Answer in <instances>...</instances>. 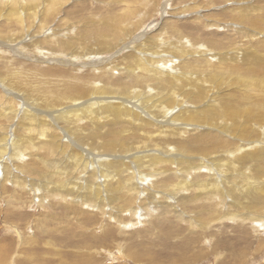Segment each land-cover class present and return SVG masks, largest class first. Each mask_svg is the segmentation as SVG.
I'll use <instances>...</instances> for the list:
<instances>
[{
	"label": "rangeland",
	"instance_id": "rangeland-1",
	"mask_svg": "<svg viewBox=\"0 0 264 264\" xmlns=\"http://www.w3.org/2000/svg\"><path fill=\"white\" fill-rule=\"evenodd\" d=\"M9 1L15 3L16 11L6 14V7L0 9V139L14 136L21 156L11 162L8 148L0 155V257L4 253L10 256L0 264H148V257L161 261L164 253L171 251L194 259L160 264H264V205L255 206L252 213L240 209L237 215L222 217L229 197L202 190L205 185H190L180 193L175 186L179 198H172L163 188L171 181H181L170 173L172 167L158 164L149 171L148 179L143 175L149 172L142 174L134 193L128 189L124 170L121 181L128 193L121 186L113 190L110 205L97 201L85 204L69 194L70 182L88 180L94 184L97 175L96 169L84 174L81 166L72 168L68 156H76L73 151L78 149L64 131L77 134L84 148L89 149L90 144L91 158L100 156L102 165L126 158L130 169L134 156L143 161L154 158L138 149H154L138 123L125 114L118 115L112 104L121 98L120 105L134 112L135 99L131 96L127 100L126 96L132 91L138 95L136 99L151 100L161 108L157 116L162 120L158 123L162 128L158 133L162 134L154 139L156 147L169 145L170 140L174 143L170 149H175V143L193 136L188 131H200V136L204 131L210 133L205 139L226 141L229 147L223 153L230 159L256 148V144L263 152L264 124L253 121L258 129L244 137L236 130L227 134L208 121L189 117L194 106L214 105L223 94L212 89L211 80L212 84L204 85L211 88L209 94L201 88L203 100L196 103L191 96L195 89L190 86L198 88L216 72L231 69L245 83L250 77L255 81L248 91L239 89L243 93L240 102L263 110L264 91L259 89L264 86V65L250 50L264 55L258 47L264 45V0H0V6ZM237 46L241 47L239 58L228 59ZM252 64L257 67L249 68ZM167 74L182 84L173 91L176 96L170 105L161 104L158 97L166 96L164 90L180 83H169ZM191 75L196 76L192 80L198 78L197 86L189 81ZM95 85L114 87L118 94L106 101L104 93L103 102L93 104L97 109L89 112L90 98L95 96H85V91ZM22 91H28L27 99L21 96ZM27 100L39 106L37 115L26 112L21 117L19 111ZM151 102L141 107L151 112ZM8 104L15 113L12 107L3 113ZM76 108L80 111L70 112ZM64 118L75 123L64 126ZM156 119L152 115L148 118L151 124ZM153 126L149 127L152 132ZM176 128L188 130L184 131L188 136L175 138ZM253 134L256 136L250 138ZM105 139L109 148L102 145ZM122 141H130L131 149L127 157L118 158L117 146ZM228 151L232 155H227ZM196 159L199 162L198 156ZM254 161L251 171L264 178V155ZM209 168L197 166L184 181L200 179L210 184ZM152 191L157 195L154 202L147 197ZM162 205L167 206L165 211ZM169 236L172 241L180 237L179 243L160 242Z\"/></svg>",
	"mask_w": 264,
	"mask_h": 264
},
{
	"label": "bare ground",
	"instance_id": "bare-ground-1",
	"mask_svg": "<svg viewBox=\"0 0 264 264\" xmlns=\"http://www.w3.org/2000/svg\"><path fill=\"white\" fill-rule=\"evenodd\" d=\"M32 1L36 2L35 0H32ZM14 4L15 3L13 1H9L6 4H3V2H2L0 9H2V7H6L5 8L6 14L11 12V11L14 12V11H16L15 10L16 6H14ZM26 6H27V4L23 5L24 8ZM21 7H22V5H21ZM0 16H2V14H0ZM177 46H178V44H177ZM194 46H195V44H194ZM237 47H235L233 49L232 54L230 55V58H228V59H231V60L232 59L234 60L235 58L237 59V57L239 56L238 54H240V52H241V50L239 49L241 47H238V48ZM258 47L262 48L264 51V45H260ZM250 53L257 56L258 57L257 61L259 63H261L262 65H264V55L258 54L257 51L254 50L253 48L250 50ZM205 64H206V62H205ZM256 67L257 66L253 65V64L249 66V68H256ZM167 76H168L167 80L169 83H171L173 80H175L176 83H180V80L173 78L171 75L167 74ZM194 76L195 75H191L189 78V81L195 85L198 81V78L192 80V78ZM211 80L214 84V85H211L212 89H214L216 91L218 88L219 89L218 92L221 91L223 93L222 96H220V101L218 102L219 104L216 103L214 105H210V106H207L204 108H199V109H196V106H194L195 109H194L192 115L189 117L190 120H194L197 122L208 121L209 125H211L213 127L220 128L221 130L224 131V133L229 134V132H233L234 130H236V131H238V134H240V135L243 134L244 137H247L248 133L251 134L258 129V127H254L255 125H254L253 121L258 122L261 125L264 124V106L262 107L263 110L260 108L259 109H252L254 104L248 105V103H245V105H243V103L240 102V101H243V93H241L239 91V89L245 88L248 91L249 88L251 87V85L255 82L254 78L250 77V79H246V83H245L244 80L239 79L238 74H236V73L234 74V69H231L230 71H226V72L218 71L215 73V76H212L210 78L203 80V85L199 86L198 88L190 86L191 89H193V90L195 89V91H194L195 93L191 94V96L193 95V102L197 103L199 101V99L203 96V94L200 92L201 88H205V91H207V92H208V90L211 89L210 87H204V85L209 86L210 84H212ZM262 81L264 82V78L262 79ZM197 85H198V83L196 84V86ZM181 87H182L181 83L177 87L171 86V88L168 91L164 90V92L167 95L163 96V97H158L159 98L158 100L160 101L161 104H163V103L168 104V105L172 104L174 102L173 99L176 96V94L173 93V91L179 90ZM185 88H186V86H184L182 88V90H184ZM259 90L264 91V86L260 85ZM27 92L22 91V94L20 93L24 99H27L25 97V94H27ZM85 93H86L85 96H88V95H90V96L94 95L95 96L93 98H90L91 99L90 100V106H92L91 107L92 109L89 112H93L97 109L93 106V104H98L99 102H103L102 96L104 93H105L104 95H106L105 100L107 101L108 100L107 98L110 95L118 94V90L115 89L114 87H105L103 85L96 87V85H95V86H93L92 90H87V91H85ZM207 94H209V92ZM47 95L51 96L52 94L50 92H48ZM126 96H127V100L131 96L134 97V99H135V100H133L134 112H132L129 108L127 109V107L125 105H123V104L120 105L121 98L119 99L120 100L119 102H114L112 104H115L114 108L116 109V112L118 115L125 114L128 119L130 118L133 121H135L136 123H138V125H137L138 129L140 131L143 130L142 136L149 138V142H150V146H151L150 149L154 148L153 150H148V149L145 150L141 147H139L138 149L141 152H146V155H148L149 157H154V158H148L147 160L143 161L140 157L134 156L133 161H132L133 165L130 167V169L128 167L130 166L131 163L130 164L127 163L125 160L126 158L125 159L121 158V159H119L115 162H112V163L105 162L102 165V164H100L101 161L98 160L99 158H101L100 156H97L96 159L91 158L92 157L91 152H92L93 148L91 147L90 144H87L89 149L84 148V143H82V141H81L82 139L79 138L77 136V134L74 135V134H71L70 131L64 130L68 135V137H66V139L73 140L75 142L74 143V146H75L74 149H78V152H76L75 150L73 151L76 153V156H73V155L68 156V158H70L72 160V165H71L72 168L77 167V166H81L82 169H84V174H86L87 172L90 173L92 170L94 171L96 169V175H97V178H96V181L94 184L89 183L88 180L87 181H85V180L84 181H82V180L75 181L74 180L76 183L70 182L68 184V185L71 184V186L68 189L69 194L72 193L74 196H76L77 199H81L83 202H85V204H86V202H90V204H93L97 201L99 203H103V204L105 203L107 205H110L111 200H110L109 196L111 195L113 190H116L121 186L122 189L124 190V192L128 193L127 189L125 187H123V182L121 181V178H122L121 174L124 170L127 171L126 182H127L128 189L130 190V192L134 193V191L137 190V183H138L137 180L140 181L142 179V177H141L142 174L148 173L149 171L150 172L154 171L152 169H154V167H157L158 164H160L163 166H165V165L169 166L170 168L172 167L171 169H173V171L170 173L174 174L178 180L181 179V181L177 184L175 181H171V182L167 183L165 186H163V188H166L165 192L172 193V196H173L172 198L178 199L179 197L176 196V194L180 193V191L183 190L184 187H186V188L191 187L190 185H194L197 187H198V185H200L199 187H201L202 185H205V186H202V188H201L202 190H205V191L210 190V191H213L214 193H220L223 196L226 195L227 197H229L227 211L226 212L224 211L223 213H221L222 217L237 215V214H239L240 209H243V210L245 209L247 212L252 213L255 206L264 205L263 204L264 203V178L263 177H256V175H254V173L251 171V167L252 168L255 167L254 159L264 155V151L263 152L258 151V149H257L258 144L255 145V146H257L256 148H253L252 150H248L247 152H245L244 154H241L239 156L238 155H236L235 157L232 156L230 159L225 155V153H223V151L227 150V147H229L226 144V141H224L222 139H217L215 142H212L209 139L203 138L206 136L207 133L210 134L209 132L203 131V132H201L202 136H200L199 135L200 131L189 132L188 130H185V129H183V130L181 129L182 131H180V129L176 128V131H174L177 133V134H174L175 138H182L184 136H188L189 133L192 134L193 136L185 139V141L177 142V144L175 143V147H174L175 149H170L172 147L169 145L174 144V143H171L170 140L168 143L169 145L166 144V146H164V144H162L161 146L159 145L158 147H156V146H154V139H155V137L161 136V134H162L161 133L159 135V133H158L159 127H160V129H162L161 126L158 125V123H162L161 122L162 120L161 121L158 120V116H157V115H161V113H162L161 108H159L156 104L152 103L151 100H148L145 102V99H143L141 101L139 99H136V98H138V95H133L132 91H129ZM186 97H188V96L186 95ZM17 98H18V96H17ZM247 99H248V97H247ZM201 100H203V98H201L200 101ZM123 101H126V100H123ZM147 102H151L149 104V110L151 112L144 110L141 107L143 104H146ZM6 104H7V102H6ZM6 107L7 108H5V109L2 108L4 114H6L8 112V109L10 107H12V109L14 110V113L16 112V109L13 108L12 105L8 104ZM121 107H123V108H121ZM249 107H251V108H249ZM38 108H39V106L36 103H33L31 100H27V101H25L22 110L19 111V114L21 115V117H22V114H24L26 112H30V113L37 115L36 110ZM76 111H80V110L78 108H76V110H72L70 112L74 113ZM81 113L83 114V116L86 117V113H84V112H81ZM101 114H104V113L102 112ZM97 115H99V113ZM151 115L157 117V119L153 121V122H156L155 124H151V122L148 120V118ZM94 116L95 115L87 117V118H93ZM235 116H237V117H235ZM160 118H162V117H160ZM59 120H60V117H58V119H56L57 122ZM62 121L64 123V126L75 123L68 118H64ZM248 122H250L249 125H247ZM150 125H152V126L154 125L153 127L155 130L153 132L149 128ZM184 131L185 132L188 131V135H187V133L185 134ZM164 133H166V132H164ZM172 135H173L172 132L169 133V136H172ZM179 135L180 136L182 135V136L179 137ZM125 136H128V135H125ZM253 136H256V135L253 134L252 136H250V138H252ZM13 138H14V136L10 137L9 139H6V140H4V137L0 139V155L5 150H7V148H8L10 150V156H8V158L11 162H15V159L18 160V158H16V157H18V155L21 156V153L18 150V143ZM51 138H54V136H51ZM169 139H171V138H169ZM159 140H163V139H159ZM159 142H161V141H159ZM113 143L114 142H112V144ZM124 143H125V141H122L117 146L118 147L117 148L118 158L123 157V156L127 157L130 153V149H131L130 146L132 143L130 144V141L126 142L125 143L126 145ZM102 145L104 148H109L110 143H109V141H107L105 139V142H103ZM241 145H242V143H241ZM58 147H59V145L57 146V148ZM228 150H230V149H228ZM62 152H65V149ZM125 153H127V154L125 155ZM226 154L232 155L230 153V151L226 152ZM196 156L199 157V162L197 161ZM238 160H241L242 162H239ZM236 162H238V163L236 164ZM173 165H175L176 167H173ZM200 165L210 167L209 171H211L210 172L211 175L208 177V179L210 180V184L207 180H200V179H197L196 181H190L187 178V180L184 181L185 177H187L189 175V173L192 172V170L194 173L196 167L200 166ZM258 167H260V166H257V169H258ZM20 169L22 170V168L19 167V170ZM3 172H4V174H7V172L5 170H3ZM150 172L147 175H143V176L148 179V177H149L148 175L150 174ZM258 172H260V171L258 170ZM195 173H197V172H195ZM137 174H138V177L136 176ZM160 174H161V172H160ZM258 175H260V174H258ZM113 178H116V180H113ZM109 179L113 180L111 184L107 183V182H109L108 181ZM29 184H31V182H29ZM159 185H161V183H159L158 186ZM207 185H209V186H207ZM175 186L179 190L177 193H174L175 192V188H174ZM40 188H43V186H41ZM156 188H158V187H156ZM167 188H169V189H167ZM52 189H53V191H55L54 186ZM151 189H153V188H151ZM153 190H155V189H153ZM162 191H164V190H162ZM165 192H163V193L165 194ZM155 193H156L155 191H152L151 193H149L147 195V197H149V199H151L150 202H154L156 200V199H154L157 196ZM135 194H138V193L136 192ZM199 194H200V192H199ZM65 207H66V205H65ZM166 207L164 205H162V210L165 211ZM216 207L217 206L215 205L214 208H216ZM146 209L148 210V208H146ZM231 209H233L232 213H231ZM143 211H145V210H143ZM174 215L179 217L177 213H175ZM242 216H240V217L244 218V215H242ZM84 217H85V215H84ZM88 217L86 216V218H88ZM171 218H172V216H171ZM214 218H215V216H214ZM165 219L167 220L168 218H165ZM238 219H241V218H238ZM219 221H220V219H219ZM228 221H230V220H228ZM93 222H92V224H93ZM167 222H168V220H167ZM234 222H236V221H234ZM204 225H206V224H204ZM174 226H175V224H174ZM207 227H208V224H207ZM207 227L205 229H207ZM172 229H173V227H172ZM203 229H204V227H203ZM177 231L178 230H176V232ZM200 231H203V230H200ZM176 232H174V233H176ZM180 232H181V230H180ZM200 234H202V233H200ZM179 236H182V235L180 234ZM203 236H204V234H203ZM189 237H191V236H189ZM183 238H184V236H183ZM179 241H180V237L178 240L172 241L170 239V236H169V238L162 239L160 242H162L165 245L176 246V244L179 243ZM165 249L167 251H171L169 248H165ZM6 254L4 253L2 255L3 257H0V261L4 262L8 257L10 258V256L7 257ZM9 254H10V252H9ZM197 254L199 255V257H201V250H198ZM174 259H176V260H174ZM192 259H194V256H191V255H185V256L175 255L171 251L168 253L165 252L161 261L165 262L167 260H170V263H172L173 261L178 262L180 260L184 261V260H192ZM134 260H136V259H134ZM144 260L142 259V261H144ZM152 260H153V258L151 259V256L148 257V261L150 264H160V262H161V261H152ZM77 264H78V262H77ZM96 264H97V262H96Z\"/></svg>",
	"mask_w": 264,
	"mask_h": 264
}]
</instances>
